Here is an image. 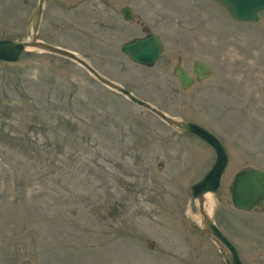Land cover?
<instances>
[{
  "label": "rangeland",
  "instance_id": "374dc122",
  "mask_svg": "<svg viewBox=\"0 0 264 264\" xmlns=\"http://www.w3.org/2000/svg\"><path fill=\"white\" fill-rule=\"evenodd\" d=\"M37 1L0 0V38H25ZM141 23L164 44L152 67L120 51ZM36 37L212 132L228 163L208 213L244 264H264V207L230 200L238 170L264 171V12L239 22L215 0H44ZM178 56L212 76L182 89ZM214 159L68 58L29 49L0 61V264H227L190 195Z\"/></svg>",
  "mask_w": 264,
  "mask_h": 264
},
{
  "label": "water",
  "instance_id": "95a60500",
  "mask_svg": "<svg viewBox=\"0 0 264 264\" xmlns=\"http://www.w3.org/2000/svg\"><path fill=\"white\" fill-rule=\"evenodd\" d=\"M218 2L229 15L236 21L256 22L259 13L264 12V0H215ZM44 0H38L36 6L30 13L27 20V32L23 39L16 37L0 39V61L14 63L28 49H37L41 52H47L68 58L84 67L98 81L112 90H115L126 98L143 108H146L160 117L168 125L181 133L193 134L204 140L211 146L215 152V160L212 167L198 182L191 185L190 195L198 201L200 213V223L202 230L206 232L211 239L223 249L228 256V264H243L238 252L233 244L226 238L214 223L212 217L204 208L205 194L215 193L220 185L222 174L228 162V156L224 145L219 139L202 126L190 122L175 119L168 116L161 110L152 106L149 102L135 96L125 87L114 81L100 75L87 61L75 52L61 48L59 46L47 43L38 39L37 30L41 18ZM125 20H131L133 14L128 6L120 9ZM147 30L146 27H144ZM164 46L156 33H149L143 37H135L121 44L120 50L129 59L137 64L144 66H153L161 53ZM173 67L172 73L175 75L183 89L189 88L195 81H201L212 75V68L199 60L193 62L192 77L180 64L181 58ZM230 200L232 206L238 210L251 211L259 210L264 206V171L258 168L247 167L237 171L234 174L230 186Z\"/></svg>",
  "mask_w": 264,
  "mask_h": 264
},
{
  "label": "bare ground",
  "instance_id": "6f19581e",
  "mask_svg": "<svg viewBox=\"0 0 264 264\" xmlns=\"http://www.w3.org/2000/svg\"><path fill=\"white\" fill-rule=\"evenodd\" d=\"M205 201H204V208L207 212H209L211 210L212 207V197L210 194H205L204 196Z\"/></svg>",
  "mask_w": 264,
  "mask_h": 264
},
{
  "label": "flooded vegetation",
  "instance_id": "af4514ba",
  "mask_svg": "<svg viewBox=\"0 0 264 264\" xmlns=\"http://www.w3.org/2000/svg\"><path fill=\"white\" fill-rule=\"evenodd\" d=\"M120 9H121V8H120ZM132 19H133V18H132ZM130 21H131V20H130ZM144 25H146V24L141 23V29L145 31V29H144ZM146 26H147V25H146ZM147 27H148V26H147ZM148 28H149V27H148ZM148 28H147V30H148L147 33H149V32H154V31L150 30V28H149V29H148ZM155 33H156V32H155ZM178 57H179V56H178Z\"/></svg>",
  "mask_w": 264,
  "mask_h": 264
}]
</instances>
